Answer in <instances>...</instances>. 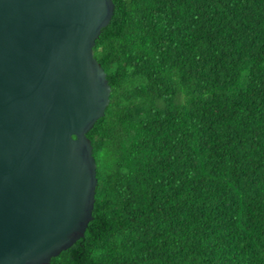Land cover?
Masks as SVG:
<instances>
[{
    "label": "trees",
    "instance_id": "1",
    "mask_svg": "<svg viewBox=\"0 0 264 264\" xmlns=\"http://www.w3.org/2000/svg\"><path fill=\"white\" fill-rule=\"evenodd\" d=\"M113 2L93 218L51 264H264V0Z\"/></svg>",
    "mask_w": 264,
    "mask_h": 264
},
{
    "label": "water",
    "instance_id": "2",
    "mask_svg": "<svg viewBox=\"0 0 264 264\" xmlns=\"http://www.w3.org/2000/svg\"><path fill=\"white\" fill-rule=\"evenodd\" d=\"M113 0H0V264H51L93 218L88 132L110 103L94 47Z\"/></svg>",
    "mask_w": 264,
    "mask_h": 264
}]
</instances>
